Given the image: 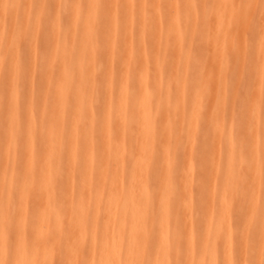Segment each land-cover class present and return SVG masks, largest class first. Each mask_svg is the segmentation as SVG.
<instances>
[{
    "label": "bare ground",
    "instance_id": "1",
    "mask_svg": "<svg viewBox=\"0 0 264 264\" xmlns=\"http://www.w3.org/2000/svg\"><path fill=\"white\" fill-rule=\"evenodd\" d=\"M64 1L0 0V131H4L0 155L5 160L0 212L5 198L15 226L14 253L8 260L9 240L0 221V264H261L264 209L257 198L264 190V136L258 129L259 122L264 123L261 0H77L78 7L62 28L63 40L54 37L47 62L36 68L38 43L45 31L59 27ZM25 4L35 6V11L21 9ZM50 5L56 7L53 16L46 14ZM195 44L202 46V57ZM102 61L106 70L98 80L95 69ZM116 61L122 67L119 76ZM168 63L170 76L163 71ZM205 64L209 68L191 81ZM155 75L157 85L148 86ZM25 79L29 87L24 95L19 88ZM251 85L255 98L248 101ZM232 87L236 89L228 97ZM100 92L101 122L94 131ZM207 102L211 107L202 114L201 105ZM228 103L231 113L226 122ZM243 110L249 111L246 135L236 116ZM39 112L46 118L39 129L47 141L43 154L34 128ZM200 125L212 132L214 151L224 149L228 157L222 166L209 160L213 181L200 204L209 203L211 210L200 215L208 224L201 241L190 220L191 173L180 180L184 224L165 190L178 184L177 171L166 183L163 175L172 169L169 161L176 145L170 141L179 138L177 132H187V139L178 140L186 149L184 168L200 160L201 140H195ZM246 146L252 169L245 173L236 163L243 164L241 148ZM125 158L132 164L129 174L123 170ZM19 159L22 170L16 166ZM157 160L163 167L151 173L149 183L146 174ZM34 168L38 177L27 176ZM74 178L78 187H87L85 195L74 191ZM46 194L48 199H40ZM242 197L250 198L245 207L238 202ZM73 201L78 202L76 209ZM87 207L92 210L89 219L82 214ZM32 226L28 240L24 229ZM209 226L215 228L207 230Z\"/></svg>",
    "mask_w": 264,
    "mask_h": 264
},
{
    "label": "rangeland",
    "instance_id": "2",
    "mask_svg": "<svg viewBox=\"0 0 264 264\" xmlns=\"http://www.w3.org/2000/svg\"><path fill=\"white\" fill-rule=\"evenodd\" d=\"M35 1V0H34ZM77 0H65L64 3H62L59 7L61 9V11L64 13L63 17L59 19V27L55 30H47L45 31V28L43 26L42 31L44 32V36L41 38V40L38 43V50L36 55L34 56V66L36 68H40L42 67L46 62H47V55L49 53L50 50V46H51V42L53 41L55 36H58V41H62L63 38L61 36L62 34V28L65 27L68 24L69 18L67 17V15L74 11L78 6H77ZM110 3L104 4L103 8H106L107 6H109ZM28 6V7H27ZM21 9H29L32 11H35V6H33L32 4L29 5H21ZM55 9L56 7L53 5H50L47 10H46V14L49 16H53L55 13ZM165 9V8H164ZM41 19V18H40ZM100 27V26H99ZM119 33V32H118ZM120 36L125 37L126 33L120 31ZM195 50H197L196 52L198 53V55L200 57L203 56L204 52L202 50V46L200 44L196 45L193 47ZM172 57V56H171ZM170 58V57H169ZM252 58V57H251ZM94 60L96 59L93 58ZM101 64L98 65L95 69V75L97 78H99L98 80H100L101 78V73L104 72V70H106V64L102 61L100 62ZM249 63H251V65L255 64V61L252 60ZM208 65H204L198 69H196V73H194L192 75L191 81H193L195 79V76L199 75L200 72H204L207 70ZM121 63L119 61H116L114 64V70L116 72V75L119 76L121 74ZM136 70V69H135ZM164 75L170 76L172 74V68L171 65L168 63L165 65L164 67ZM194 76V77H193ZM158 77L155 75L154 76V80L153 82H148L147 85L150 86H156ZM255 80V78L252 80V82ZM194 82V81H193ZM100 84V82H98ZM34 85H38V82L35 81V83H33ZM29 87V80L25 79L23 86H20V90L21 93L25 95L27 89ZM100 87V86H99ZM132 87V86H131ZM250 87V86H249ZM253 85H251L250 87V93H249V100L248 101H252L255 98V95L253 93V89L252 88ZM133 89V88H130ZM236 89V87H232L230 88L226 93L227 96L230 97L234 94V90ZM239 92H243V87H239L238 88ZM237 92V91H236ZM235 92V93H236ZM97 101H96V113L94 114V131H96L98 129V125L101 122V111H102V102H103V93H98L97 94ZM44 100V99H43ZM45 101V100H44ZM211 102H207L201 105V111L202 114H206L208 112V110L211 107ZM189 111V103H188V107L186 109V114H188ZM224 112H225V120L226 122L229 121L230 118V104L228 103L225 108H224ZM237 117H239V119L241 120L242 124H240L238 127L242 129V132H244V135H246V127L248 125L249 120L248 116H249V111H241L238 114H236ZM46 119L45 116H41L40 117V112L37 114L35 120H34V128L36 129V134L37 137L40 138L42 141L39 143V153L43 154V151L45 149V144H46V136L45 135H40V123ZM229 123L226 124V126ZM250 125V124H249ZM229 126V125H228ZM258 129H259V133L261 136H264V123L262 121L259 122L258 124ZM179 132H177V135L179 138H174L173 140L170 141V143H173L176 145V149L174 150V154L173 156L170 158L169 161V165L171 166V170L168 169L166 172H164V177H166L165 183L167 181V176H169L171 173L177 171V179H178V184L175 187H165L166 193L168 198L174 200V204L173 207L174 209H176L178 211L179 214V218H180V223L184 224V220H183V211H182V206H181V202L183 199V195L181 193V188H182V184L180 183V180H184V176L188 173H191V195H192V199H191V211H192V216H191V222L194 226V231L198 236V240L201 241V237L203 236L204 231L206 230L208 224H205L201 221L200 219V215L201 213L206 215V213H208L211 210V205L208 204H200L201 199L205 198L207 193H208V189L210 188V186L212 185V181H213V174L212 172L209 170L210 168V159H215V161L218 163V166H222L224 165L227 160V152L222 149L220 152H215L214 151V144H215V140L214 137L212 136V132H207L206 129L203 126H199L198 127V131L195 137L196 141H200V145L199 148L201 149V151L203 152L202 157L200 158L199 161L195 160L192 162L193 166H191L190 168H187V170L184 168L183 165V161L185 159V148H184V143L182 142H178L179 139H181V137L183 139H187V132L186 130L182 131L181 134H178ZM0 137L3 138L4 137V131L1 130L0 131ZM182 139V140H183ZM241 152H242V156H243V164H239L238 162L236 163V168H240L243 172H249L252 169V164H251V154L248 151L247 146L241 148ZM207 159L206 161H203L204 159ZM203 159V160H202ZM62 160L64 161V163L67 161L66 155H63ZM4 162L5 160L3 159V157L0 155V172L2 170V168L4 167ZM174 163H177L176 166H172L174 165ZM23 161H21V159H19L17 161V167L19 169L22 170V166H23ZM123 170L125 171V173L129 174L132 172V164L131 161L127 158L124 159L123 161ZM161 167H163L162 163L157 160L156 162L154 161L153 164L151 165V170L148 174H146V179L149 180V183L151 182L150 179H152L153 174L151 173H159L161 171ZM64 172L67 170L66 164L63 167ZM142 171H144V169L142 168ZM39 171L37 168L32 169L30 172H27V176H36L38 177L39 175ZM149 174H151V176H149ZM73 187H74V191L76 192V194L78 196L81 195H85L87 192V187L85 188H80L79 186V182L77 180V178L73 179ZM166 185V184H165ZM125 193V191L123 192V194ZM101 198L102 200L105 202L107 199L106 194H104L103 192L101 193ZM49 195L46 194L45 197L40 198L42 200L48 199ZM242 197L240 201V203H243V206H247L248 203L250 202V198H244ZM258 201H259V208L260 209H264V190L261 191V193L259 195H257ZM176 202V204H175ZM234 202V201H233ZM3 206L4 209L2 210V212H0V221L3 223L5 229H6V234L8 236V246L6 247L5 250V254H6V258L9 260L13 257V236H14V232H15V226L11 221V208L7 205L6 199L3 198ZM234 204H236V202H234ZM238 204V203H237ZM72 208L76 209L78 206V202L77 201H73L72 202ZM236 206V205H235ZM69 207H67L68 210ZM218 208V204H216V207ZM236 208V207H235ZM83 215H88V219L92 218V210L91 207H87V209L85 211H83L82 213ZM35 214H34V218H35ZM210 228H208L207 230L212 231L215 226H209ZM239 227L238 225H235L234 227V234L237 237V235H239ZM33 229L34 226L32 227H26L24 229L26 236L28 237V240L31 239V236L33 234ZM154 232V237H156L157 235V228H154L153 230ZM156 235V236H155ZM124 248V245L122 246V249ZM235 251L239 252L238 248L235 247ZM196 250H199V245H196ZM153 258V254L154 251L150 250L148 251ZM76 264H79V262H77Z\"/></svg>",
    "mask_w": 264,
    "mask_h": 264
},
{
    "label": "snow or ice",
    "instance_id": "3",
    "mask_svg": "<svg viewBox=\"0 0 264 264\" xmlns=\"http://www.w3.org/2000/svg\"><path fill=\"white\" fill-rule=\"evenodd\" d=\"M261 4L262 6H264V0H261ZM262 15H264V10H262ZM262 31H264V25H262ZM261 46L262 48H264V38H262ZM261 71H262V77H264V65H262ZM252 264H254V262H252ZM261 264H264V259H262Z\"/></svg>",
    "mask_w": 264,
    "mask_h": 264
}]
</instances>
